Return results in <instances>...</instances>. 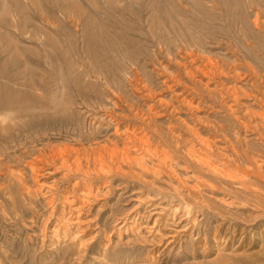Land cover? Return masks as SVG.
I'll list each match as a JSON object with an SVG mask.
<instances>
[{
  "label": "rangeland",
  "instance_id": "1",
  "mask_svg": "<svg viewBox=\"0 0 264 264\" xmlns=\"http://www.w3.org/2000/svg\"><path fill=\"white\" fill-rule=\"evenodd\" d=\"M6 96L0 264H264V0H0Z\"/></svg>",
  "mask_w": 264,
  "mask_h": 264
},
{
  "label": "bare ground",
  "instance_id": "2",
  "mask_svg": "<svg viewBox=\"0 0 264 264\" xmlns=\"http://www.w3.org/2000/svg\"><path fill=\"white\" fill-rule=\"evenodd\" d=\"M24 102L21 98L16 99L14 96H6L3 100H0V109L4 107L14 108L18 105H23ZM61 149V148H60ZM59 149V150H60ZM62 151V150H61ZM63 153V152H62ZM57 154V153H56ZM42 158V157H41ZM53 158V157H52ZM58 158V157H57ZM46 161V160H45ZM34 167V166H33ZM39 169V168H38ZM88 186V185H87ZM98 191V190H97ZM83 192V191H82ZM83 194V193H82ZM85 194V193H84ZM90 195V194H89ZM64 198V197H63ZM67 200V199H66ZM85 200V199H84ZM68 203V202H67ZM70 209V208H69ZM78 212V211H77Z\"/></svg>",
  "mask_w": 264,
  "mask_h": 264
}]
</instances>
